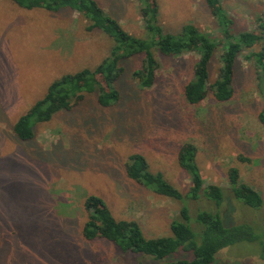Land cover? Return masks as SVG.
Masks as SVG:
<instances>
[{
    "label": "rangeland",
    "instance_id": "rangeland-1",
    "mask_svg": "<svg viewBox=\"0 0 264 264\" xmlns=\"http://www.w3.org/2000/svg\"><path fill=\"white\" fill-rule=\"evenodd\" d=\"M98 1L129 33L145 34L136 0ZM157 2L166 31L178 32L192 22L219 35L203 0ZM222 2L238 29L255 28V17L264 14V0ZM88 25L71 9H25L0 0V264H143L141 255L83 235L84 201L91 194L102 197L117 219L137 220L147 237L172 233L180 204L127 176L124 164L134 153L143 154L152 171L162 172L186 193L191 180L177 152L183 142L192 141L206 185L229 188L228 170L236 166L242 180L264 198V125L258 116L264 108V77L260 88L254 66L243 55L236 64L234 96L227 102L218 101L212 91L198 104L185 99L195 52L161 56L157 80L144 90L130 76L140 64L137 57L126 63L119 79L124 92L118 104L102 106L96 94L85 93L70 110L38 123L33 139H20L14 124L55 79L95 68L109 54L113 40ZM258 49L255 44L253 50ZM218 68L216 58L212 81ZM203 206L217 208L205 201ZM220 210L227 225L249 223L264 235V208L227 194ZM185 254L178 251L163 260ZM217 258L214 264H264L260 241L236 242Z\"/></svg>",
    "mask_w": 264,
    "mask_h": 264
},
{
    "label": "trees",
    "instance_id": "trees-1",
    "mask_svg": "<svg viewBox=\"0 0 264 264\" xmlns=\"http://www.w3.org/2000/svg\"><path fill=\"white\" fill-rule=\"evenodd\" d=\"M13 1L25 9L74 10L88 20L89 30L98 28L113 40L109 54L95 68H85L55 79L46 95L18 118L14 131L22 140L33 139L38 123L50 120L60 110H70L85 93L96 94L102 106L118 104L124 92L120 90L119 79L126 63L137 57L140 64L130 76L135 86L144 90L155 84L161 56L195 52L198 58L193 75L184 86V96L190 104L200 103L209 91L218 101L231 100L235 93L236 64L242 55L254 66L258 83L264 77V14L258 13L255 17V28L238 29L223 0H203L216 22L219 35L204 31L192 22L185 23L178 32L166 31L160 22L157 0H136L145 30L143 36L125 30L118 18L98 0ZM255 44L258 50H253ZM216 58L218 74L212 81L211 71ZM260 93L263 94L264 90ZM258 116L264 125V108ZM197 155L198 146L189 140L183 142L177 152V161L191 180L186 193L167 180L162 172L152 171L143 154L134 153L125 161V171L130 179L158 195L179 202V214L171 221L170 235L147 237L137 220L117 219L102 197L91 194L84 201L87 214L83 224L84 237L89 241L98 238L111 241L123 252L141 255L145 259L143 264H214L223 248L239 241H260L264 258V235L249 223L227 225L220 210L227 194L247 206L263 209L261 193L242 180L236 166L228 170L229 188L219 184L206 185ZM240 158L251 161L244 155ZM203 201L217 208L207 210ZM192 204H196V208ZM178 251L186 254L178 258L173 255L172 261L163 260Z\"/></svg>",
    "mask_w": 264,
    "mask_h": 264
},
{
    "label": "crops",
    "instance_id": "crops-1",
    "mask_svg": "<svg viewBox=\"0 0 264 264\" xmlns=\"http://www.w3.org/2000/svg\"><path fill=\"white\" fill-rule=\"evenodd\" d=\"M13 1V0H12ZM14 2V1H13ZM17 4V3H16Z\"/></svg>",
    "mask_w": 264,
    "mask_h": 264
}]
</instances>
